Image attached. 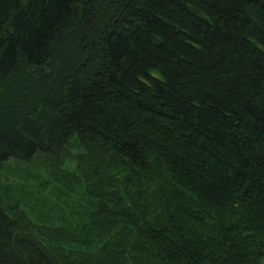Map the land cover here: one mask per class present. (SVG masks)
Segmentation results:
<instances>
[{"label":"trees","instance_id":"1","mask_svg":"<svg viewBox=\"0 0 264 264\" xmlns=\"http://www.w3.org/2000/svg\"><path fill=\"white\" fill-rule=\"evenodd\" d=\"M41 155L79 217L0 179V264H264V0H0V168Z\"/></svg>","mask_w":264,"mask_h":264},{"label":"rangeland","instance_id":"2","mask_svg":"<svg viewBox=\"0 0 264 264\" xmlns=\"http://www.w3.org/2000/svg\"><path fill=\"white\" fill-rule=\"evenodd\" d=\"M56 158V157H55ZM46 156L37 157L30 164L17 163L9 160L2 164L0 168V179L6 182H13L18 186H27L30 190L26 195L21 197V207L25 211L27 217L36 223L47 221L54 225L63 224V220L73 222V218L77 219L76 210L72 207V196H62L57 193V180L51 175V168L44 164L43 160ZM49 160V159H47ZM65 171L74 170L76 162L72 159H64L61 165Z\"/></svg>","mask_w":264,"mask_h":264}]
</instances>
